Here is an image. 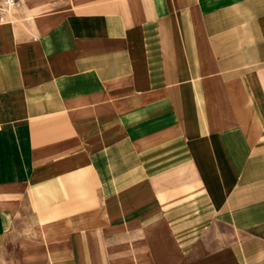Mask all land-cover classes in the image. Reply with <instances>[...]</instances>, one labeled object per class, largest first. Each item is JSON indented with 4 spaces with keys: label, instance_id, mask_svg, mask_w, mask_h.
<instances>
[{
    "label": "crops",
    "instance_id": "crops-1",
    "mask_svg": "<svg viewBox=\"0 0 264 264\" xmlns=\"http://www.w3.org/2000/svg\"><path fill=\"white\" fill-rule=\"evenodd\" d=\"M52 2L0 22V264H264V0Z\"/></svg>",
    "mask_w": 264,
    "mask_h": 264
},
{
    "label": "rangeland",
    "instance_id": "rangeland-1",
    "mask_svg": "<svg viewBox=\"0 0 264 264\" xmlns=\"http://www.w3.org/2000/svg\"><path fill=\"white\" fill-rule=\"evenodd\" d=\"M52 1L45 0V2H42L43 5H40L38 7L37 5H35L36 3L32 4L33 3L32 1L18 0L16 7L13 9V11L10 14H12V13L16 14L18 11L22 10V11H26L28 13L27 18H29V16L32 15L33 12L36 14H39V13H44V12L49 11V9L54 7V3H57V2H52ZM58 1H61V0H58Z\"/></svg>",
    "mask_w": 264,
    "mask_h": 264
},
{
    "label": "built area",
    "instance_id": "built-area-1",
    "mask_svg": "<svg viewBox=\"0 0 264 264\" xmlns=\"http://www.w3.org/2000/svg\"><path fill=\"white\" fill-rule=\"evenodd\" d=\"M18 0H0V22L6 15H9L16 7Z\"/></svg>",
    "mask_w": 264,
    "mask_h": 264
}]
</instances>
